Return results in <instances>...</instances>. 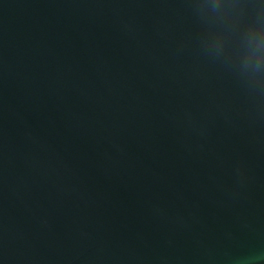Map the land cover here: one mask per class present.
Wrapping results in <instances>:
<instances>
[{
    "label": "water",
    "instance_id": "1",
    "mask_svg": "<svg viewBox=\"0 0 264 264\" xmlns=\"http://www.w3.org/2000/svg\"><path fill=\"white\" fill-rule=\"evenodd\" d=\"M0 264H264V0H0Z\"/></svg>",
    "mask_w": 264,
    "mask_h": 264
}]
</instances>
